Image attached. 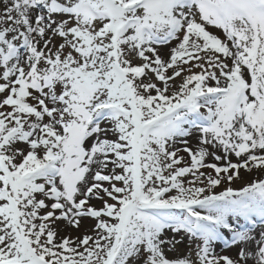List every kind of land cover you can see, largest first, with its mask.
<instances>
[{"label": "snow or ice", "instance_id": "1", "mask_svg": "<svg viewBox=\"0 0 264 264\" xmlns=\"http://www.w3.org/2000/svg\"><path fill=\"white\" fill-rule=\"evenodd\" d=\"M0 264H264V0H0Z\"/></svg>", "mask_w": 264, "mask_h": 264}, {"label": "rangeland", "instance_id": "2", "mask_svg": "<svg viewBox=\"0 0 264 264\" xmlns=\"http://www.w3.org/2000/svg\"><path fill=\"white\" fill-rule=\"evenodd\" d=\"M195 142H196V140H195ZM197 143V142H196ZM190 146H192L193 148H195V145L191 142V145ZM181 155H185V157H186V154L185 153H180ZM187 158V157H186ZM232 159L235 161V157H232ZM212 162H214V161H212ZM234 187H239V186H241V184H240V182H237L235 185H233ZM83 233L82 232H74V233H70V234H68V235H73V236H75V235H82ZM63 235H67V234H63ZM178 248H179V251L178 252H174V253H170V255H179L180 253H184V252H186V250H187V245L186 244H182V245H179L178 246ZM232 254L234 255L235 254V249H233L232 250Z\"/></svg>", "mask_w": 264, "mask_h": 264}, {"label": "bare ground", "instance_id": "3", "mask_svg": "<svg viewBox=\"0 0 264 264\" xmlns=\"http://www.w3.org/2000/svg\"><path fill=\"white\" fill-rule=\"evenodd\" d=\"M192 143L196 146V142H195V139H193L192 140ZM86 223V226H85V228H83L80 232H82V233H85V232H88L89 231V229H88V227H87V224H90L91 223V221H87V222H85ZM70 234V233H74V232H72L71 230H68V231H64L63 229L61 230V234L63 235V234ZM79 233V232H78ZM217 250L219 251V247L217 248Z\"/></svg>", "mask_w": 264, "mask_h": 264}]
</instances>
